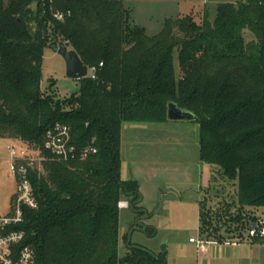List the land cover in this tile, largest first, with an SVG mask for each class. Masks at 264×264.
Segmentation results:
<instances>
[{"label": "trees", "instance_id": "obj_1", "mask_svg": "<svg viewBox=\"0 0 264 264\" xmlns=\"http://www.w3.org/2000/svg\"><path fill=\"white\" fill-rule=\"evenodd\" d=\"M58 6L70 10L62 21L27 2L0 0V138L34 146L43 158V172L27 166L36 207H23L17 227L36 264H167L165 250L128 240L138 225L129 226L119 253L118 203L127 199L131 212L150 217L137 179L120 175L121 129L165 122L170 101L198 118L199 161L237 185L226 233L201 207L200 233L219 242L256 240L243 232L264 214V0L220 3L212 22L207 12L200 23L191 15L167 18L152 36L130 22L123 0ZM245 30L253 39L245 40ZM47 46L74 50L94 68L78 92L58 98L41 89ZM56 123L70 127L78 153L96 152L56 159L44 148ZM144 228L155 236L153 226Z\"/></svg>", "mask_w": 264, "mask_h": 264}, {"label": "rangeland", "instance_id": "obj_2", "mask_svg": "<svg viewBox=\"0 0 264 264\" xmlns=\"http://www.w3.org/2000/svg\"><path fill=\"white\" fill-rule=\"evenodd\" d=\"M240 1L123 0V3L130 12V22L143 27L145 33L152 36L162 29L167 18L191 15L200 23L207 12L212 22L218 4ZM244 37L246 41L253 39L249 30L244 31ZM174 61L177 69L176 52ZM87 75H91L90 69ZM51 80H54V85L49 87ZM79 87L78 79L66 75L64 58L53 48L45 47L41 89L63 98L78 92ZM121 141V178H130V170L133 172L142 195L140 205L150 217L145 219L143 214L133 213L129 207L120 208L119 253L122 255L125 252L123 235L128 232L129 226L138 225L128 233L131 243L154 252L161 251L164 246L167 264H195L196 243L189 242V238H201L199 207L211 212L213 222L222 233H226L231 223L229 218L237 211L236 182L223 177L218 166L199 161L198 124L195 121L125 122L122 124ZM11 144L19 146L16 141L0 138V215L9 212L10 200L16 192V180L9 167L7 150ZM29 147L31 157H34L31 166L43 172L39 150ZM255 222L264 225V214ZM147 225L156 229L154 237L146 234L144 227ZM247 233L248 229L243 232L245 236ZM244 245L252 249L254 255H260L264 240ZM198 254L200 257L201 254Z\"/></svg>", "mask_w": 264, "mask_h": 264}, {"label": "built area", "instance_id": "obj_3", "mask_svg": "<svg viewBox=\"0 0 264 264\" xmlns=\"http://www.w3.org/2000/svg\"><path fill=\"white\" fill-rule=\"evenodd\" d=\"M27 2L33 11L41 16L48 15L57 21H62L70 15V10L61 9L58 4L68 0H7ZM102 1V0H84ZM91 75L94 68L90 69ZM19 141V140H18ZM20 145H9V167L16 180V192L11 199V211L8 214L0 215V264H36L34 249L29 245H24L23 231L17 229L22 222L23 207L35 208L36 199L33 194L32 185L27 176V166H31L34 157H31L29 145L20 141ZM44 148L58 160L68 161L85 159L96 152V148L88 146L81 152H77L75 145L71 142V129L68 125L56 123L46 131ZM40 153V152H39ZM39 156V159L43 158ZM120 208L128 206L127 201L122 200L118 203ZM247 236L250 238L264 239V225L252 223L248 228ZM190 241L195 242L201 247L202 241L194 238Z\"/></svg>", "mask_w": 264, "mask_h": 264}, {"label": "crops", "instance_id": "obj_4", "mask_svg": "<svg viewBox=\"0 0 264 264\" xmlns=\"http://www.w3.org/2000/svg\"><path fill=\"white\" fill-rule=\"evenodd\" d=\"M12 141L18 142L19 145L21 144L20 141L18 140H12ZM121 144L122 141L120 142V148H121ZM121 168H122V162H121ZM132 173L133 172H131L130 170V175L134 178ZM198 201H200V199ZM10 211H11V200H10V208L8 213H10ZM199 227H200V222H199ZM199 233H200V229H199ZM192 238L193 237L189 238V242L195 243L190 241V239ZM199 240L202 241V244L201 247L195 244V257L193 258V260H195V264H264V249H262L260 255L259 254L254 255L252 249L250 250L247 247V245H244L246 243L247 244L250 243L253 245L256 242H259L261 239L251 240L248 238L243 241H239L236 239H226L225 241L219 242L211 238H206L201 234V238H199ZM198 253L201 254L200 257Z\"/></svg>", "mask_w": 264, "mask_h": 264}, {"label": "water", "instance_id": "obj_5", "mask_svg": "<svg viewBox=\"0 0 264 264\" xmlns=\"http://www.w3.org/2000/svg\"><path fill=\"white\" fill-rule=\"evenodd\" d=\"M55 51L64 58L68 77L79 80L87 76L88 67L81 61L74 50H66L63 47H59ZM166 118L173 121H197L198 119L193 112L179 107L172 101L167 103ZM161 250H164V246Z\"/></svg>", "mask_w": 264, "mask_h": 264}]
</instances>
